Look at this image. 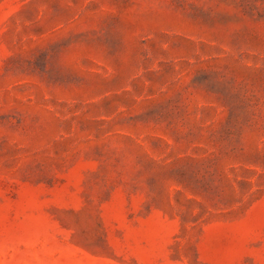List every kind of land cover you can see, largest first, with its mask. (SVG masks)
<instances>
[{"label": "rangeland", "instance_id": "374dc122", "mask_svg": "<svg viewBox=\"0 0 264 264\" xmlns=\"http://www.w3.org/2000/svg\"><path fill=\"white\" fill-rule=\"evenodd\" d=\"M0 264H264V0H0Z\"/></svg>", "mask_w": 264, "mask_h": 264}]
</instances>
